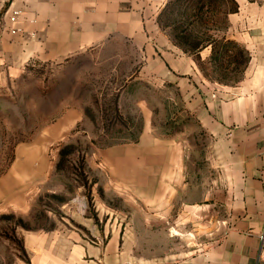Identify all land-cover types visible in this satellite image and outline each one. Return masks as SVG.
<instances>
[{"label": "crops", "instance_id": "0c3cea01", "mask_svg": "<svg viewBox=\"0 0 264 264\" xmlns=\"http://www.w3.org/2000/svg\"><path fill=\"white\" fill-rule=\"evenodd\" d=\"M234 1L228 34L247 61L220 85L210 47L187 53L160 22L169 0H0V63L91 61L144 93L135 140L94 154V211L24 230L29 264H264V0ZM37 152L0 176V212L41 195Z\"/></svg>", "mask_w": 264, "mask_h": 264}, {"label": "rangeland", "instance_id": "374dc122", "mask_svg": "<svg viewBox=\"0 0 264 264\" xmlns=\"http://www.w3.org/2000/svg\"><path fill=\"white\" fill-rule=\"evenodd\" d=\"M195 3L182 0L167 10L165 21L188 28L195 42L213 36L219 43L215 53L208 46L210 60L203 66L220 85L239 82L247 56L229 38L228 20L217 14L207 21L208 28L196 30V22L189 25ZM124 80L91 61L31 59L24 68L15 60L0 63V176L22 149L37 150L43 164L42 192L28 212H0V264H29L23 231L50 226V214L64 219L86 207L94 211L91 201L86 205L82 198L90 199L93 184L103 179L94 164L95 152L134 141L142 127L136 103L143 90L119 91Z\"/></svg>", "mask_w": 264, "mask_h": 264}, {"label": "trees", "instance_id": "16d2710c", "mask_svg": "<svg viewBox=\"0 0 264 264\" xmlns=\"http://www.w3.org/2000/svg\"><path fill=\"white\" fill-rule=\"evenodd\" d=\"M181 1L182 0H169L166 8L160 15V22L163 26L171 29V35L174 41L185 52L194 54L211 44L212 52L215 53L219 42H217V40L213 36H208L206 40H196L195 42L191 40L190 33H188V28H184L180 24H169L165 21L167 10H171L172 7L174 8ZM229 4L230 7H228ZM194 5L196 6L195 15L192 17V21L189 23V25L191 26L194 22H196V30L198 28H208L206 27L207 21L213 19L215 16H217V14H224L223 16L226 20L228 14L233 13L237 10V5L234 0H196V3ZM222 40L225 41L226 38L223 37ZM228 43L233 44V42L231 41H228Z\"/></svg>", "mask_w": 264, "mask_h": 264}, {"label": "built area", "instance_id": "2783aa9c", "mask_svg": "<svg viewBox=\"0 0 264 264\" xmlns=\"http://www.w3.org/2000/svg\"><path fill=\"white\" fill-rule=\"evenodd\" d=\"M21 14V12L19 10H13L12 13L10 14L9 16V19L11 21V23H17L18 21V17L19 15ZM22 32V30L18 27H12L10 28V33L13 34V35H17V34H20ZM261 238V241L262 243L264 242V235L260 237Z\"/></svg>", "mask_w": 264, "mask_h": 264}]
</instances>
